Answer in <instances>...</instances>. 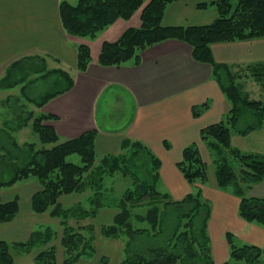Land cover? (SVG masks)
Wrapping results in <instances>:
<instances>
[{"label": "trees", "instance_id": "16d2710c", "mask_svg": "<svg viewBox=\"0 0 264 264\" xmlns=\"http://www.w3.org/2000/svg\"><path fill=\"white\" fill-rule=\"evenodd\" d=\"M173 1L179 0H77L76 3L60 0L59 14L68 34L94 37L117 19H128L141 9L139 26L127 27L116 39L102 43L98 57L102 65H120L128 60L138 62L140 50L163 40L178 39L191 46L194 59L212 66L213 76L230 107L222 119L202 127L200 137L213 154L216 185L221 190L231 189L240 197L237 209L242 219L264 226V197L246 194L264 179V154L245 152L231 143L232 131L237 130L243 120L246 126L240 133L264 125V98L253 97L242 83L246 81L244 78L251 76L264 88V63L242 69L244 75L217 62L211 48L214 43L264 37V0H197L199 9L215 6L217 16L211 22L164 25L162 18L166 6ZM76 51L77 68L85 70L91 59L90 47L80 43ZM39 84L45 88L36 96ZM73 84L68 70L49 67L48 56L38 54L12 60L0 76V90L7 92L0 106L9 115L3 117L0 125V159L9 154L14 155V159H24L22 164L11 167L0 164V187L29 176L36 177L40 188L32 194L31 201L38 212L51 205L58 206L60 196L81 190L84 174L95 161L96 129L61 140L55 128L47 123L55 115L36 111ZM207 106V102L193 106V113L198 115ZM26 127L37 134L42 143L40 147L31 141H25L23 146L16 145L13 134ZM121 143L122 154L129 153L128 157L122 156L127 159L125 161L136 162L143 153L148 154L154 164L147 180H138L135 190L127 191L113 224L107 226L109 233H115L121 226L129 231L126 258L120 264H264L261 247L251 243L237 244L229 231L225 233L228 259L217 263L208 231L210 201L202 195V185L181 198H171L169 191H158L161 162L152 150L137 139L123 138ZM71 154H78L81 163L68 160ZM176 166L190 185L198 180L205 183L208 178L206 163L195 143L183 148ZM143 205L148 208L144 215L139 214L138 220L147 222L149 227L132 229V209ZM18 209L17 196L0 201V221L10 220ZM13 260L7 243L0 240V264H12ZM73 261L66 258L63 264ZM36 263L55 264L53 249L42 250L36 256Z\"/></svg>", "mask_w": 264, "mask_h": 264}, {"label": "crops", "instance_id": "0c3cea01", "mask_svg": "<svg viewBox=\"0 0 264 264\" xmlns=\"http://www.w3.org/2000/svg\"><path fill=\"white\" fill-rule=\"evenodd\" d=\"M59 2L0 0V71L24 55L48 56V64L53 62L55 67L68 70L74 79L69 90L40 108L44 113L55 115L47 123L55 128L59 138L65 140L96 129V144L102 137L140 140L161 155L160 175L165 189L173 197H183L191 191V185L175 163L188 144L195 143L200 150L206 149L200 129L222 119L230 107L213 76L212 66L194 59L191 46L178 39L163 40L140 50L138 62L128 60L120 65H102L98 61L102 43L116 39L128 26H139L141 9L128 19H117L94 37H78L64 29ZM196 2L169 3L162 24L211 22L216 17L213 9L199 10ZM204 12H209L210 21L203 19ZM80 43L90 47L91 59L85 70L77 68L76 48ZM211 48L217 62L241 73L250 65L264 63V37L214 43ZM244 79L253 81L252 90L244 87L246 91L264 89L251 76ZM205 102L208 106L198 115L194 114L193 106ZM245 126L243 120L237 130L232 131V145L245 152L264 154V125L240 133ZM214 182L210 189L213 190L210 191L213 209L208 231L215 261L221 263L228 259L229 246L225 238L228 231L234 234L235 240L264 250V226L242 219L237 209L240 197L231 189L215 188ZM246 194L264 197V179Z\"/></svg>", "mask_w": 264, "mask_h": 264}, {"label": "rangeland", "instance_id": "374dc122", "mask_svg": "<svg viewBox=\"0 0 264 264\" xmlns=\"http://www.w3.org/2000/svg\"><path fill=\"white\" fill-rule=\"evenodd\" d=\"M76 1L72 0L73 3H76ZM209 8L213 9L212 14L217 16L215 6L210 5L199 10ZM204 13L203 19L210 21L209 17L207 19V16H210L208 15L209 12ZM51 64H48L49 67H55L53 62ZM2 74L1 70L0 76ZM252 82V80H249L242 83L245 88L252 90L250 89ZM44 88L43 84H39L35 93L36 96ZM249 92L255 98H264L263 89ZM6 94L7 92L0 90V102ZM36 111L39 112L40 109L36 108ZM5 116H9L8 112H5L3 106H0V125ZM13 135L16 136V145L23 146L25 141L35 142L37 147L42 145L31 127L16 131ZM121 140L120 137L100 138L99 143H97L95 161L84 174L81 190L60 196L57 202L58 206L51 205L43 212H38L32 207V194L40 188V183L36 177L29 176L16 181L10 186L0 187L1 202L13 199L15 196L18 197L19 202V209L13 217L10 220L0 221V240L7 243L9 253L14 258L12 264H37L36 256L42 250L47 249H53L55 264H63L66 258L74 260L72 264H120L126 258L125 246L129 239L128 229L117 226L119 230H116L115 233H109L107 226L113 224L114 217L119 211L120 203L128 193L127 191L135 190L138 180H147L154 162H151L148 154L143 153L136 158V162L133 160L125 161L127 159L122 157L124 150L122 149ZM204 145L205 150H200L197 147L203 161L206 163L208 178L205 183L198 180L191 185V191L197 189V185H202L201 193L210 201L211 216L213 203L210 200V191L213 190L210 189L213 185L211 183L216 182L214 158L207 144L204 143ZM152 152L155 157L160 159L161 163L158 168L160 175L163 160L161 155L154 149ZM128 156L129 153L124 155V157ZM5 157L0 159V164L9 167L14 166V164H22L24 161L22 157L14 159V155L11 154ZM181 157L182 153L178 161L181 160ZM67 159L75 163H81L78 154H71ZM214 186L220 189L216 184ZM158 191H168L161 181V175ZM170 197L178 199L176 196L171 195ZM147 208V205H143L132 209V217H130L133 221L132 229L149 227L147 222L138 220L139 214L144 215ZM236 243L241 244L238 240H236ZM262 261L264 262V260Z\"/></svg>", "mask_w": 264, "mask_h": 264}]
</instances>
